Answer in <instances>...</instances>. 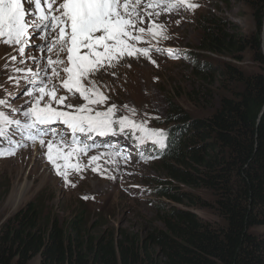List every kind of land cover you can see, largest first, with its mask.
I'll return each mask as SVG.
<instances>
[{"label":"rangeland","instance_id":"374dc122","mask_svg":"<svg viewBox=\"0 0 264 264\" xmlns=\"http://www.w3.org/2000/svg\"><path fill=\"white\" fill-rule=\"evenodd\" d=\"M198 2L199 7L186 16L164 18L167 13L159 8L155 11L160 12V16H153L157 24L164 25L161 37L165 46L188 48L183 57L177 59L163 53L150 54L146 58L124 57L114 59L112 66L101 68L95 73L92 79L96 86L108 95L109 103L115 104L120 111L139 121L151 124L159 121L170 127L177 126L182 124L183 120L174 116L173 111L179 110L183 117L188 119H202L205 117L206 108L216 103L219 98L232 97L231 90L235 87L230 84L229 75H225L228 65L245 76L262 70L254 58L251 43L248 42L246 46L245 44L257 32V10L263 9L264 2ZM147 10L153 11L152 8ZM146 17L145 15L147 22ZM211 21L216 22L223 31L229 27L228 34L235 43L230 51L234 54L216 55L200 49L201 27L209 25ZM261 36V48L264 53V30ZM149 42L158 40L150 38ZM33 43L39 44L41 41L34 37ZM236 48L240 51L237 52ZM190 53L196 55L195 59ZM26 55L39 57L38 65H46L49 57L56 58L54 53H41L34 47L26 49ZM12 56H17L15 62L10 61ZM20 59L13 47L0 43V98L9 99L11 102L10 107L0 106V111L11 113L10 118H20L22 112L17 109L26 107L25 101L29 99L25 94L26 81L23 79L29 74L26 71L17 72L16 68L34 67L38 70V66H34L31 60L20 63ZM6 63H10L7 71L3 67ZM199 65L203 66L198 67ZM9 75L20 81L19 86L9 81ZM43 75L44 73H41V76ZM51 82L49 87L52 86ZM57 90L59 95H66ZM66 104L81 106L71 97H68ZM163 129L165 130V127ZM118 143L122 145L123 150L128 146L122 142ZM3 145L8 147L6 142ZM22 145L15 149L13 155H0V229L5 221L39 192H42L43 198L47 200L48 209L61 223L78 214L80 202L85 205L83 207L87 210L85 212L89 221H93L97 214H102V222L106 225L130 232L146 233L150 231L151 224L161 228L164 212L168 213L171 209L189 211L201 222L210 224L215 229L225 225L210 206L213 204V197L209 191L203 189V186H183L171 180L162 163L167 162L171 167L179 168L181 175L185 173L186 168L170 159L135 165L126 171L120 162L96 150L87 152V156L83 157L88 165L81 158L83 154H80L78 161H71L79 162L80 168L65 169L68 173L66 181L48 161L46 145L42 147L33 141ZM67 150L71 151V148ZM94 155L99 159L89 162ZM125 187H137L141 192L133 195ZM157 188L165 189V193L170 196H179L181 203L171 200L168 196L159 195L155 190ZM205 201L208 203L201 204ZM252 231L257 235H264V226ZM28 264H41L40 256L34 257Z\"/></svg>","mask_w":264,"mask_h":264},{"label":"trees","instance_id":"16d2710c","mask_svg":"<svg viewBox=\"0 0 264 264\" xmlns=\"http://www.w3.org/2000/svg\"><path fill=\"white\" fill-rule=\"evenodd\" d=\"M257 12V32L245 46L251 43L262 70L245 76L228 65L232 97L219 98L202 119L173 111L186 126L172 135L170 161L185 166V173L162 163L172 181L212 194L210 206L224 221L222 228L171 209L161 228L151 224L146 233L130 232L106 225L102 214L89 221L80 202L78 214L61 223L39 192L2 224L0 264H28L38 255L41 264H264V235L252 231L264 226V7ZM208 24L201 27L200 49L234 54L229 27ZM164 190L156 192L181 203Z\"/></svg>","mask_w":264,"mask_h":264},{"label":"snow or ice","instance_id":"6c2138e0","mask_svg":"<svg viewBox=\"0 0 264 264\" xmlns=\"http://www.w3.org/2000/svg\"><path fill=\"white\" fill-rule=\"evenodd\" d=\"M162 5L169 12L177 6L198 7L190 0H0V43L13 47L21 58L20 63L31 60L34 66H38V70L34 67L16 68L17 72L29 74L23 78L29 99L25 101L26 107L17 109L22 112L23 120L10 118L11 113L0 111V143L4 142L8 132L14 130V135L7 141L14 147L7 153L0 149V155H13L16 147L23 146L15 139V134H19L42 147L46 145L48 161L67 181L68 173L61 170L57 160L66 161L64 168L79 169V162L71 161H78L80 154L87 155L95 147L94 142L85 143L93 135L116 136L128 129L133 135L140 134L141 144L150 142L154 146L165 147V130L148 127L147 121L135 123L127 116L117 117L115 104L99 110L96 106L103 108L109 97L92 79L101 68L112 66L114 59L137 54L150 56L152 48L136 47L133 42L146 43L142 39L145 32L154 36L162 33L164 25L153 19V16L160 15L155 9ZM148 8L153 11H148ZM145 15L148 17L147 28L143 26ZM34 37L41 43L34 44ZM33 47L41 53H54L56 58L49 57L46 65H38L39 57L26 55V49ZM154 50L164 51L159 47ZM167 51L171 56L172 50ZM16 60L17 56L10 58L11 62ZM3 67L7 71L10 63ZM61 73L64 75L60 78V87L67 93H78L85 102L79 108L66 104L68 96L59 95L54 85L49 87L52 78L60 77ZM8 79L19 86L20 81L16 77L9 75ZM5 105L10 107V100L0 98V106ZM54 124L68 130L70 144L65 143L61 131L51 127ZM43 137H59V143L54 139L46 143ZM98 159L94 155L89 162Z\"/></svg>","mask_w":264,"mask_h":264},{"label":"clouds","instance_id":"9594fccd","mask_svg":"<svg viewBox=\"0 0 264 264\" xmlns=\"http://www.w3.org/2000/svg\"><path fill=\"white\" fill-rule=\"evenodd\" d=\"M190 2L193 3V0H190ZM184 6H186V5H184ZM184 6H177L171 12L167 11L166 7L163 6V5L160 6V7H158V8L161 9V10H163V11H165V13H167L165 15L166 17H164V18H170V16H186V15L192 14L195 11V10L189 11V10L182 9ZM144 26L147 28L149 25L146 22L144 24ZM263 30H264V24H263ZM150 38L151 39H154V40H158V42H149V39ZM142 39L144 41L147 40L148 42H146V44H140V45H142L141 47H150V45L153 44V47H150V48L153 49V51L150 54L163 53L166 56H170L167 50L171 49L172 50V55L171 56L173 58L179 59V58L183 57V53L184 52H187V49H188L187 47H184V46L183 47L182 46H171V47L165 46V44H164L165 42H164V40L161 37V33H158L157 35L154 36L151 33L145 32L143 34ZM157 47L163 49L164 51H162V52H156L154 49L157 48ZM176 48H178L179 54H175L174 50ZM189 55L191 57H193V59H195V56H196L195 54H191L190 53ZM125 57H128V56H125ZM139 57L144 58V56L143 55H140V54H137V55L132 56V57H129V58H139ZM59 83H60L59 81H54V79H52L51 84L54 85L57 89H59L61 92H63L64 94H66L69 98L71 97L74 100L78 101L80 105H83L85 103L79 96L70 95L65 90H63L60 87V84ZM109 105H112V104L109 103V100H108L107 105H105L103 108H100V106H96V107L99 110H104ZM76 107L79 108L80 106H76ZM69 110H72V109H69ZM122 115L134 119L135 120V123L141 122L138 119H136L135 117H133L132 115H130L128 113H124V112L120 111L117 108L116 116L117 117H120ZM18 119H22L23 120V117L21 116ZM147 126L148 127H151V128H155V129H159V127H160V129H163L165 127V132L167 133V140L165 141V145L166 146L163 147V148H161L159 146H153L147 153H143L141 155L142 160H135L134 163L130 167H133L135 165L153 164V163H157V162H160V161H164V160L170 159L172 156H171V154L169 152V144L171 142L172 135L174 134L175 130H179L180 127L186 126V123L183 122L180 125L170 127V126H168L165 123H160L159 121H155L153 124L147 123ZM13 135H14V130L12 132H8L6 134V136H5V138H4V141H5V139L11 138ZM43 138L45 139V141H48L49 139H54L55 141H59V137H55V138H53V137H43ZM15 139L17 141H19L21 145L27 143L28 141H30V140L26 139L24 136H21L19 134H15ZM3 143L4 142L0 143V149H3L5 151V153L7 152L6 150L12 149L14 147V145L12 144V146H11L10 143H6V144H8V147H6L5 145H3ZM65 143L68 144L66 138H65ZM16 148H18V147H16ZM54 149L56 150L55 146H54ZM96 150L104 153V155L112 158L113 160H117L118 162H120V164L122 163V160L117 159L116 156L108 153V151L109 152L111 151L110 148H108V151L105 150L104 148L96 149ZM96 150H91V151H88V152H95ZM53 154L55 155V152ZM88 155H90V154H88ZM84 156H87V155H81V158L83 159ZM83 161H84V159H83ZM57 163L60 164V165L62 164V167H61V170L62 171H66L65 169H67V168H64L63 167L64 164L66 163V161H64V160H57ZM86 164L88 165L89 163H86ZM128 169L129 168H127L126 171ZM125 189L128 190L133 195H135V194L137 195V194H139L141 192L140 189L137 188V187L136 188L125 187ZM157 189H159V188H157ZM157 189H155V190L157 191Z\"/></svg>","mask_w":264,"mask_h":264},{"label":"bare ground","instance_id":"6f19581e","mask_svg":"<svg viewBox=\"0 0 264 264\" xmlns=\"http://www.w3.org/2000/svg\"><path fill=\"white\" fill-rule=\"evenodd\" d=\"M26 7H28L27 5H26ZM160 16V15H159ZM147 18V17H146ZM2 52V51H1ZM3 53V52H2ZM98 75V74H97ZM114 139H116V138H114Z\"/></svg>","mask_w":264,"mask_h":264}]
</instances>
